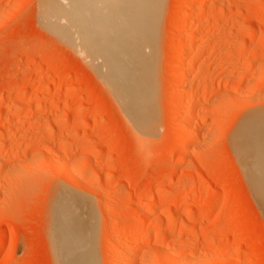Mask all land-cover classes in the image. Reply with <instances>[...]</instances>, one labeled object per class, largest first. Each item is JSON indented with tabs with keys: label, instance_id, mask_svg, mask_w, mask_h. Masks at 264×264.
Returning a JSON list of instances; mask_svg holds the SVG:
<instances>
[{
	"label": "rangeland",
	"instance_id": "obj_1",
	"mask_svg": "<svg viewBox=\"0 0 264 264\" xmlns=\"http://www.w3.org/2000/svg\"><path fill=\"white\" fill-rule=\"evenodd\" d=\"M40 1L0 0V264L56 263L54 237L60 231L55 235L53 230L58 228L53 206L57 193L65 190L82 198L73 216L85 221L92 209L98 264H111L118 254L115 250L109 260L107 236L122 229L135 207L148 210V197L159 194L166 196L150 201L155 202L153 217L162 223L140 248L136 264L159 258L160 264H264V210L230 143L239 118L264 109V8L253 5L260 0H198L194 25L171 17L179 13L180 0H164L154 20L156 123L144 137H136L118 100L82 58L84 53H78L80 48L41 27ZM199 22L204 23V43L187 74L188 53L177 70L172 65L177 48L172 41L189 35ZM63 69L69 73L62 75ZM38 82L49 90L32 91ZM69 90L78 93L72 96ZM182 95L183 103L171 104V97L180 100ZM193 95L204 99L196 112V130L182 145L185 154L172 160L180 152L174 137L189 125ZM57 98V107L47 111L45 103L35 106ZM16 99L20 105L12 103ZM18 109L25 115L20 122ZM84 144L86 150L75 151ZM98 149L102 152L95 156ZM197 178L202 185L195 183ZM185 182L194 185V192L181 190ZM203 187L217 191L215 200L210 194L200 198ZM173 188H178L177 197L170 201L166 197ZM169 205L179 214L174 232L168 231L169 214L163 211ZM142 216L140 212L137 218L147 226L150 219ZM159 231L162 239L152 241ZM121 240L119 248L126 247ZM147 255H155L152 262Z\"/></svg>",
	"mask_w": 264,
	"mask_h": 264
},
{
	"label": "bare ground",
	"instance_id": "obj_2",
	"mask_svg": "<svg viewBox=\"0 0 264 264\" xmlns=\"http://www.w3.org/2000/svg\"><path fill=\"white\" fill-rule=\"evenodd\" d=\"M196 1L198 0H180V6L178 5L180 9L178 10L179 13H175L176 15H172L171 17L175 19L178 18V20H184L185 22L188 21V25H194V22L198 18L197 11L193 8ZM40 2L41 4L39 3L40 7L38 11V20L40 21L39 24H42L41 27H46L45 30L48 29L50 33L60 38V40L68 39L67 41H70L72 46L77 45L78 47H75L80 48L78 50V53L85 54H83L84 57L82 58H85V60L88 59V65L91 64V66L93 67H90L93 68V70L95 67V70L99 72L98 73L95 71L98 76L99 74L102 75V77L99 76V78H101L102 80L101 82H105V84L109 86L108 88L116 97V100H118L117 102L123 108V114H125L123 116H125L127 120L132 123V125H130L131 127L133 126L132 128L134 129L133 131L135 132L134 134L136 135V137H144L147 134L151 133L154 130L156 123L154 122V116L156 114L155 82L157 25L155 24L154 20L158 18L160 11L162 10L164 0H42ZM253 5L264 8V2H262L261 0L256 1L255 3H253ZM187 7H189L188 10ZM255 20H257V18ZM202 23H197L195 25L196 28L189 35L184 34L185 36L181 35L182 37H174L175 39L172 41V44L175 43L177 45V48L175 50V57L172 64L174 65V69L176 68L177 70L180 64L182 65L184 54L188 53L187 64L185 63L187 74H189L193 70L196 61L198 60V50L204 43V40H202L201 38L204 32V23ZM75 50L77 51L76 48ZM80 56L78 57L80 58ZM50 62V65H56L54 61ZM176 70L173 71L172 77L176 78L177 80L179 73H177ZM68 73V69H63L61 71L62 75H67ZM41 83L42 82H38L35 86H32V91L39 92L43 90L45 92L49 90L48 85H45V87L44 84L42 83V85ZM199 85L197 86L198 90ZM26 87L27 85L22 86L21 90L26 91ZM66 91L68 93V90ZM69 93L72 96H75L77 95L78 91L69 90ZM194 95L190 96L189 99L191 101H189V99L186 97L189 101L188 110L190 116L187 120V123H189V125L181 130V132L179 131L180 133L174 137L175 146L180 152L177 153L176 157L174 156V158L172 155V160L179 159L185 154L184 152H182V145L187 143V141L191 138L196 130V124L199 120L196 117V112L198 107H200L202 100L204 101V99L202 98L203 96L195 97ZM177 97L178 96H175L174 98ZM174 98L171 97V104L175 106H177V104L183 103L185 100V97H183V95L181 97L179 96L180 100H176ZM18 101L16 99L13 100L12 103L19 104ZM43 103L45 104L43 105ZM59 103L60 99L57 98L50 101V103L39 101L35 104V106H37L36 108H39V106L41 107L43 105V111H47L48 109L57 107ZM23 107L24 106L21 104V109ZM21 109H18L19 111L16 115V122H20L23 118H25V115H23ZM216 117L222 119L221 115H216ZM242 117V119L239 118L240 121L237 122L238 124L235 126L233 133H231L232 135H230V143L233 151L237 156L236 158H238V162L240 161L241 165L243 166V171L247 177L251 189L254 193H256L258 197L256 198L257 200H259L264 210V109H255L248 113L246 112L245 116ZM80 119H78L77 121L79 122ZM176 124L177 123L174 121L172 124V128H176ZM74 130L72 131L75 132ZM2 136L3 135L0 134V139H4V136L3 138ZM61 145L65 146V144ZM87 148L88 145L84 144L82 146H79L75 151L82 152ZM93 152L95 156H97L96 154H100L102 151L98 149V151L94 150ZM67 169L70 170L69 174H71V169ZM69 178L72 179L73 175H70ZM201 181L202 179L199 178L195 181V183H200ZM169 184L171 185L170 181ZM90 186L88 184L89 188ZM193 188V184L187 185L185 182L182 185L181 190L184 193H191L194 192ZM203 188L204 189L201 190L202 193H199V195H201L200 198L202 199V196L204 198L207 194H210L211 196L209 198L211 200H215L217 191L213 189L215 191L214 193L211 188V191L207 187ZM225 188L226 186L225 184H223L221 189ZM177 189H174L172 193L166 197V199L170 201L175 200L177 197ZM65 192L69 191L65 190L64 192H58L59 194L57 193L55 197L58 201V204L55 205V207L53 206V211H55L54 216H56L54 220H56V223L58 225L57 228V225H54V222L53 226H55L57 229L53 228V230L55 229V235L56 233H58V229L60 231L59 234L54 237V239H56V243L53 242L56 244L54 250L56 255H54L56 257L55 264H98V256H96L97 249L95 248L94 240L96 223L94 215L92 214V209L88 210L91 214L89 213V216L87 219L85 218V221L83 219H79L77 216H73L75 214V207H78L79 209V205H81L82 203V201L80 200H82V198L79 199L80 197L78 198L77 196H72L71 192L70 194H67ZM98 195V197H100L99 191ZM155 196L161 199L165 198L166 195L159 194L152 195L151 197L147 196L149 202H147V200L146 203L147 205L149 203L152 206L149 205L151 207L148 210H145L144 206L135 207V211H133L128 216V221L126 222V224L124 225L123 223H121V225H124L122 229H120L121 232L118 230V232L115 231L116 235H110L109 237L107 236L106 244L109 247L107 248L109 253H107L111 256L115 250H118V252H116L118 253L117 255H115V252L112 255L114 256V259L110 260L112 256H109V260L112 263L136 264V258L138 257L137 255L140 248L148 242V238H150L152 230L155 229L156 226L159 227L158 225L162 223V219L153 217V203L155 202L150 200H153ZM163 211H165L166 214H169V217H166L167 219H165L168 231L174 232L177 226L176 218L179 214L176 210H174L173 205H169V207L165 208V210ZM68 212H70L71 214ZM140 212L143 214L142 219L146 217L150 219V223H148L147 226L144 224L143 220H139V218H137ZM160 235L162 239V234L159 231L156 233V236L152 241L157 242L160 239ZM121 238L122 242L123 240L124 242H126L122 243L123 245L126 244V247L119 248L118 242ZM112 240L114 241L112 242ZM147 256L149 258V255ZM153 256L155 257V255ZM153 256H150L152 260ZM150 258L148 260L149 262L151 261ZM159 260L160 258L157 260H153L154 263L152 261V263H148L146 260L145 261L147 262V264H156L155 261H157V264H160L161 260Z\"/></svg>",
	"mask_w": 264,
	"mask_h": 264
}]
</instances>
